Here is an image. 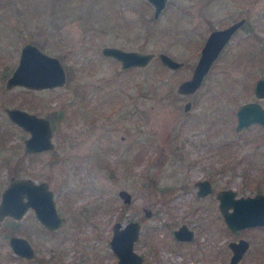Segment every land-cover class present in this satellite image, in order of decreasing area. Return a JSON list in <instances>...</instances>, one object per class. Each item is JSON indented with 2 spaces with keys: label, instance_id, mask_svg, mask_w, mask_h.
<instances>
[{
  "label": "rangeland",
  "instance_id": "rangeland-1",
  "mask_svg": "<svg viewBox=\"0 0 264 264\" xmlns=\"http://www.w3.org/2000/svg\"><path fill=\"white\" fill-rule=\"evenodd\" d=\"M242 15L251 32L243 26L233 34L194 93L177 92L210 29ZM37 40L61 58L65 84L7 88L22 44ZM263 40L264 0H167L158 17L148 0H0V193L9 166L21 159L17 171L48 179L66 218L49 230L28 209L15 233L31 238L49 263L115 264L112 225L138 218L134 248L144 264H226L228 241L239 237L250 246L237 264H264V226L229 230L215 195L223 187L238 195L264 192V126L235 128L240 104L257 99L264 106L253 91L264 76ZM103 45L164 51L184 65L172 69L155 56L146 66L120 69L101 53ZM6 106L48 115L53 153L24 154L29 131L8 117ZM202 178L213 185L205 198L196 195ZM121 188L130 202L118 194ZM183 222L195 241L174 239L173 228ZM0 253L10 256L0 264H45L18 257L3 234Z\"/></svg>",
  "mask_w": 264,
  "mask_h": 264
},
{
  "label": "water",
  "instance_id": "water-1",
  "mask_svg": "<svg viewBox=\"0 0 264 264\" xmlns=\"http://www.w3.org/2000/svg\"><path fill=\"white\" fill-rule=\"evenodd\" d=\"M148 1L153 6L154 17H158L167 4V0ZM244 21L245 17H241L224 27L213 29L208 34L191 75L178 83L177 92L192 94L198 89L216 58ZM262 46L264 47V40ZM100 51L103 55L118 60L120 69L146 66L155 56H158L164 65L172 69H178L184 65L182 60L164 51L157 54L154 51L128 49L118 45H103ZM66 80L67 71L59 56L48 53L35 42L25 41L20 48L16 65L6 78L5 86L10 88L14 85H23L28 88L42 89L62 86ZM253 90L257 97H264V76H259L255 80ZM190 105L191 101H186L185 109H188ZM5 111L14 122L29 131L30 134L25 139L27 151L54 146L53 128L47 117L16 106H7ZM236 114L237 129L248 126L252 122H260L264 125V107L257 101L240 105ZM198 184L199 193L203 194L210 190L208 180L199 181ZM118 194L124 202L131 201V193L127 189H119ZM217 196L225 223L231 231L264 226V192L237 196L233 188H225L221 189ZM29 207L34 208L40 223L49 229L55 230L64 222V216L58 208V203L47 181L36 182L30 178L11 177L8 186L2 192L0 219L7 215L22 217ZM145 213L150 215L151 212L146 209ZM140 226L141 222L138 219H130L125 224L120 221L113 223V232L109 242L118 257L116 264H143V256L133 247L134 241L139 237ZM173 233L177 239L181 240L193 237V230L186 224L175 228ZM9 242L17 253L32 255V246L25 237L14 235ZM249 245V240L244 237L230 240L229 247L232 252L226 264H237Z\"/></svg>",
  "mask_w": 264,
  "mask_h": 264
},
{
  "label": "flooded vegetation",
  "instance_id": "flooded-vegetation-1",
  "mask_svg": "<svg viewBox=\"0 0 264 264\" xmlns=\"http://www.w3.org/2000/svg\"><path fill=\"white\" fill-rule=\"evenodd\" d=\"M164 9V8H163ZM162 9V10H163ZM161 10V11H162ZM241 17H245V21L237 28V30L233 33V34H235L240 28H242L243 26L246 28V27H249V29H248V32H251V30H252V28L251 27H253V26H248V24L245 26V23H246V21H247V17H246V15H242V16H240L239 18H241ZM239 18H237V19H239ZM236 19V20H237ZM235 20V19H234ZM233 20V21H234ZM233 21H231V22H233ZM230 22V23H231ZM230 23H228V24H230ZM227 24V25H228ZM226 26V25H225ZM221 27H224V26H216V27H212L211 29H210V31H212L213 29H215V28H221ZM233 36V35H232ZM231 36V37H232ZM255 36H256V34H255ZM257 38L259 39V37L257 36ZM205 40H206V38H205ZM205 40H204V42H205ZM204 42H203V44H204ZM263 42V41H262ZM262 42H261V44H262ZM203 82V81H202ZM253 87H254V85H253ZM254 91V90H253ZM255 94V93H254ZM256 96V95H255ZM257 97V96H256ZM257 98H264V97H257ZM191 101V100H190ZM250 101H257V102H259V100H257V99H253V100H247V101H245V102H243L242 104H244V103H246V102H250ZM260 104H261V102H259ZM242 104H240V105H242ZM239 105V106H240ZM262 105V104H261ZM263 106V105H262ZM7 107V106H6ZM5 107V108H6ZM16 107H19V108H22V109H25V110H27V111H29V112H33V113H36L35 111H30V110H28V109H26V108H23V107H20V106H16ZM185 107V106H184ZM264 107V106H263ZM4 108V109H5ZM189 108H190V106H189ZM188 108V109H189ZM239 108V107H238ZM187 110V109H186ZM37 115H40V114H38V113H36ZM41 116H44V117H47L49 120H50V122H51V124H52V128H53V136H52V141H53V143H54V146L53 147H48V148H44V149H41V150H31V151H27L26 150V144H25V139L29 136H27V137H25L24 139H23V151H24V154H26V155H33V156H36V155H34V154H38V153H41V152H46V151H50V152H52L53 153V151H54V149H55V147H56V143H55V141H54V128H55V125L53 124V122H52V120H51V118L48 116V115H41ZM9 117V116H8ZM10 118V117H9ZM11 119V118H10ZM12 120V119H11ZM13 121V120H12ZM14 122V121H13ZM16 123V122H15ZM237 123V122H236ZM252 123H257V124H259L260 122H252ZM251 123V124H252ZM17 124V123H16ZM261 124V123H260ZM19 125V124H18ZM250 125V124H249ZM248 125V126H249ZM263 125V124H262ZM21 126V125H20ZM264 126V125H263ZM22 127V126H21ZM244 127H247V126H243V127H241L240 129H237L236 128V125H235V128H236V130H241V129H243ZM23 128V127H22ZM25 129V128H24ZM30 134V133H29ZM6 158H5V161L3 162V163H5V162H7L8 161V158H9V155L7 154V156H5ZM21 159H19V160H17L16 162H15V164L13 165V166H9V171H8V180H7V182H6V185L5 186H3V188H2V190H1V193H0V200H1V196H2V192H3V190L8 186V184H9V182H10V179H11V177H25V178H30V179H32V180H34V181H36V182H40V181H43V180H45V181H47L48 182V184H49V186H50V182H49V180L48 179H41V180H38V179H35V178H32V177H30V176H27V175H21L20 174V172H18L17 171V169H20V168H23V165H22V162L20 161ZM202 180H208L209 181V183H210V190L209 191H207V192H205V193H199V188H200V186H199V184H198V182L199 181H202ZM195 185H196V195L198 196V197H200V198H205V197H207V196H209V195H211V193L213 192V185H212V182H211V180L209 179V178H202V179H198V180H196L195 181ZM50 188H51V186H50ZM225 188H229V187H223V188H220V189H218L216 192H215V195H216V197L218 198V196H217V193L221 190V189H225ZM51 190L53 191V194H54V198H55V200L57 201V203H58V208H59V202H58V200H57V198H56V196H55V192H54V190L51 188ZM235 190V189H234ZM236 191V190H235ZM257 192H263V191H257ZM256 192V193H257ZM236 195L237 196H239L238 194H237V192H236ZM196 196V197H197ZM25 199V198H24ZM131 200H132V195H131ZM218 207H219V198H218ZM28 209H32L33 210V213H34V215H35V218L39 221V219H38V217H37V215H36V213H35V210H34V208L33 207H29ZM27 209V210H28ZM59 210H60V208H59ZM219 210H220V207H219ZM61 211V210H60ZM146 211V210H145ZM144 211V212H145ZM150 215L152 214V211L150 210ZM220 212H221V210H220ZM62 213V212H61ZM63 214V213H62ZM146 214V213H145ZM221 214H222V212H221ZM149 215V216H150ZM7 216H10V215H7ZM63 216H64V221H65V215L63 214ZM222 216H223V214H222ZM6 216H4L2 219H0V230H3V232H0L1 234L0 235H4V237H8V243H9V245H10V247L12 248V246H11V244H10V238L12 237V236H14V235H16V236H22V237H25L28 241H29V243L31 244V246H32V249H33V253H32V255H30V256H28V255H21V254H19V253H17L16 251H14V249H12L13 250V252L18 256V257H20V258H25V259H31V261H35V262H44L45 264H53V263H49V261H48V259L47 258H45L43 255H40L39 254V251H38V249L32 244V242H31V238H28L27 236H25V235H21V234H16L15 232L17 231V230H20V228H21V224H20V222L18 221V219H20L21 217H19V218H16V217H13V216H10L11 218H9V224L8 225H6V223L4 222V218H5ZM131 219H138V218H131ZM223 219H224V217H223ZM139 220V219H138ZM140 221V220H139ZM225 221V220H224ZM40 222V221H39ZM141 222V221H140ZM64 223V222H63ZM40 224H42V223H40ZM182 224H186V223H182ZM43 225V224H42ZM181 225V224H180ZM187 225V224H186ZM44 226V225H43ZM188 226V225H187ZM227 226V225H226ZM45 227V226H44ZM189 227V226H188ZM45 228H47V227H45ZM177 228V227H176ZM190 229H192L193 230V237L191 238V239H183V240H181V239H177L176 237H175V235H174V239L176 240V241H178L179 242V244H184V243H187V242H193V241H195V231H194V229L193 228H191V227H189ZM47 229H49V228H47ZM175 228H173V230H174ZM229 229V228H228ZM27 230V229H26ZM49 230H52V229H49ZM140 230H141V226H140ZM173 230H172V232H173ZM230 230V229H229ZM174 234V233H173ZM29 235V234H28ZM30 237H31V235H29ZM139 236H140V233H139ZM111 238V237H110ZM139 238V237H138ZM137 238V239H138ZM240 238V237H239ZM238 238V239H239ZM245 238V237H244ZM136 239V240H137ZM247 239V238H246ZM135 240V241H136ZM232 240H237V239H232ZM109 241H110V239H109ZM135 241H134V243H133V247H134V244H135ZM230 241V240H229ZM229 241H228V246H229ZM249 243H250V241H249ZM109 244H110V242H109ZM250 246V245H249ZM111 247V246H110ZM112 249V248H111ZM135 249V248H134ZM113 251V250H112ZM49 252H50V257H52V255L53 254H55L56 252H57V250L53 247V246H51L50 248H49ZM114 252V251H113ZM232 252V251H231ZM139 254H141L142 256H143V258H144V260H143V264H144V261H145V256L142 254V253H140V252H138ZM114 254H115V256L117 257V255H116V253L114 252ZM5 257H10L9 256V254L8 255H6V254H1L0 253V260H2L1 258H5ZM117 259H118V257H117ZM230 259V258H229ZM229 261V260H228ZM227 261V262H228ZM72 263L71 264H75V263H80V264H83L82 263V261L80 260V259H76V258H74L72 261H71ZM84 262V261H83ZM226 262V263H227ZM116 263H117V260H116ZM115 263V264H116Z\"/></svg>",
  "mask_w": 264,
  "mask_h": 264
},
{
  "label": "trees",
  "instance_id": "trees-1",
  "mask_svg": "<svg viewBox=\"0 0 264 264\" xmlns=\"http://www.w3.org/2000/svg\"><path fill=\"white\" fill-rule=\"evenodd\" d=\"M36 42V44L37 45H39L42 49L44 48V47H46V44H45V42H40L39 40H37V41H35ZM253 53V52H252ZM254 54V53H253ZM246 56H247V53H246ZM252 58H254V56L250 53V54H248V59H252ZM264 253V250H262L261 249V253L260 254H263ZM256 256H258L259 254H255ZM261 256H263L264 257V254L263 255H261Z\"/></svg>",
  "mask_w": 264,
  "mask_h": 264
}]
</instances>
